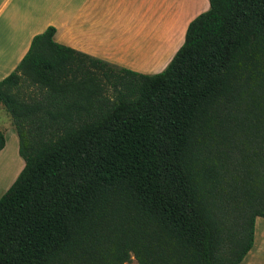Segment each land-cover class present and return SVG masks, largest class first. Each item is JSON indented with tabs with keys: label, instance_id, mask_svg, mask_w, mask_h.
<instances>
[{
	"label": "trees",
	"instance_id": "obj_1",
	"mask_svg": "<svg viewBox=\"0 0 264 264\" xmlns=\"http://www.w3.org/2000/svg\"><path fill=\"white\" fill-rule=\"evenodd\" d=\"M208 2L156 74L33 36L0 81L24 163L0 264L245 258L264 219V0Z\"/></svg>",
	"mask_w": 264,
	"mask_h": 264
},
{
	"label": "crops",
	"instance_id": "obj_2",
	"mask_svg": "<svg viewBox=\"0 0 264 264\" xmlns=\"http://www.w3.org/2000/svg\"><path fill=\"white\" fill-rule=\"evenodd\" d=\"M13 1L0 0V81L21 61L33 36L49 26L55 28L57 43L109 66L142 74L153 69L162 71L183 44L188 24L209 8L208 0H29L33 1L30 10L34 9V13L24 8L20 14V7L11 4ZM36 4L42 7L34 8ZM41 15L42 21L33 22ZM4 30L8 35L2 47ZM18 162L20 168L13 172L12 180L24 166L23 161ZM251 250L239 264H245Z\"/></svg>",
	"mask_w": 264,
	"mask_h": 264
},
{
	"label": "rangeland",
	"instance_id": "obj_3",
	"mask_svg": "<svg viewBox=\"0 0 264 264\" xmlns=\"http://www.w3.org/2000/svg\"><path fill=\"white\" fill-rule=\"evenodd\" d=\"M33 3V1H32ZM29 3V0H14L11 4H15L16 6L20 7V14H23L22 12L24 11V8L26 10H30L31 4ZM30 4V5H29ZM12 7V6H11ZM11 7L5 12V16L10 12ZM34 8L40 9L42 5L36 4L33 6ZM18 9V8H17ZM11 11L10 15V20L13 19V12ZM32 13H34V9H31ZM34 14H32L33 16ZM12 16V17H11ZM43 16H36L33 18V22H35L36 19L42 21ZM22 22L23 20L20 19ZM5 28V24L3 29ZM7 35H8V30H4V33L2 35V47L7 41ZM131 70V69H129ZM152 70V69H151ZM161 71V70H160ZM159 69H153L149 74H156L160 72ZM139 73V72H138ZM0 131L3 132L5 139H6V147L3 150V155H4V160L2 161V165L0 163V170H1V175H0V196L4 193L6 190V186H8V182L12 180L11 175L13 172L17 170V168H20L19 160L21 158L18 155V139L16 135V131L13 127L12 121L9 117V115L5 112V110L0 107ZM19 159V160H18ZM11 174H10V173ZM5 174V175H4ZM2 175H4L2 177ZM11 178V179H10ZM14 179L11 181L13 182ZM254 247L251 250L250 254L246 258L245 264H264V219L262 218H257L255 222V231H254ZM127 264H136L134 260H132L130 263Z\"/></svg>",
	"mask_w": 264,
	"mask_h": 264
}]
</instances>
